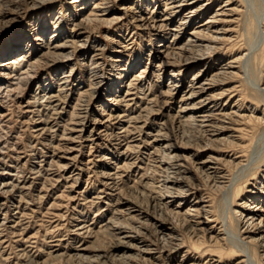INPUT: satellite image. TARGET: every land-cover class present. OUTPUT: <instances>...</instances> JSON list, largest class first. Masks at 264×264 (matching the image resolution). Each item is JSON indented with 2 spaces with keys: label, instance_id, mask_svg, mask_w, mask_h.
Instances as JSON below:
<instances>
[{
  "label": "bare ground",
  "instance_id": "1",
  "mask_svg": "<svg viewBox=\"0 0 264 264\" xmlns=\"http://www.w3.org/2000/svg\"><path fill=\"white\" fill-rule=\"evenodd\" d=\"M52 1L0 0V29L11 22H16L25 6V13L31 15L24 23L23 29L18 30L13 45L7 40L5 48L0 49V160L1 154L7 150L10 138L4 119L10 115L13 105L16 104L22 115L28 116L30 122L35 124L34 133L44 134L52 131L55 119L53 118L54 123L51 124L46 123L44 117L56 113V108L59 107L58 99L63 100L68 97L69 91L66 89L70 86L75 67L78 65L80 68H87L88 89L79 94H89L91 103L93 102L97 109L93 111L94 116L91 115L94 118L89 124L86 123L88 124L86 129H89L86 142L92 145L97 141H106L109 137V126L114 125L118 130V133L113 135L118 150L113 163L115 166L117 159L124 157L125 162L122 166L126 167L129 161L127 153L134 148L143 149L148 154L146 158L151 160L149 167L151 177L153 180L158 177L162 179L159 186L163 192L155 199L159 201L168 219L155 220L151 226L155 233L167 239H160L170 246L168 249L170 257L167 259H173L171 254H176L177 248H186L184 260L188 259L190 252L199 255L191 264H220V261L214 258H218L216 255L224 254L239 256L235 264H264V162L263 165L256 167V171L249 177L248 174L239 175L242 181L238 177L240 181L234 182L225 170V166L230 165L232 169H241L237 172L244 171L246 168L244 152L251 146L247 145V138L258 128H262L264 133V110L260 111L250 103L251 107L247 108L246 98L241 93V83L238 82L242 79L244 74L242 72L251 75L250 72L253 70H250V61L256 63V67L264 65V54L254 56L255 54H250L249 49L245 54L239 50L244 46L242 41L248 37L245 36L248 35L253 23L250 16L245 14L248 11L246 12L238 0H69L65 3V11L68 14L59 13L60 16L56 15L52 18L49 8H44V11L39 13V10ZM259 1L264 8V0ZM242 11L245 18L240 15ZM239 24H242L240 30L237 29ZM101 28L106 31L116 28L112 32L119 38L121 36L117 35V32L122 29L132 35L121 47V51L117 52L119 55L113 56L116 60L113 62L117 63L115 80L108 86V92L101 94L103 97L100 95L99 86L102 82L100 64L104 48L101 41L97 40L88 45L90 31ZM236 29L237 33L234 31ZM135 30L153 33L154 41L157 39L159 43L155 50L149 47L152 55H148L149 63L137 70H134L136 63L134 64L131 58L125 60L129 56L123 55L130 50L128 46H132L135 35L139 34L135 33ZM45 32L49 33L48 37ZM109 33L105 34L106 39ZM245 46L249 47V45ZM152 67L155 71L150 73ZM44 69L50 71L46 75L47 79L44 77L45 83L49 82L47 85L41 80L40 72ZM149 74L155 76L156 85H151L152 92L144 95L141 93V88L144 81L150 83ZM48 77L56 81L54 89ZM33 83L37 86L35 91L21 102L24 95L21 93L22 90H26ZM77 85H82L81 79L77 80L73 90ZM262 85H264L263 81L257 86L256 91L254 90L256 94L264 92V86L260 88ZM155 99L161 102L157 112H166L167 121L164 115L149 118L151 116L149 111L157 106L154 105ZM64 123V127L69 126L66 121ZM184 128L197 130L198 135L201 134L200 136L205 138V142L190 152V145L185 143L183 146L180 142L185 139ZM65 131L66 128H63L61 134H58L59 138L73 142L71 129ZM51 138L53 139V136ZM159 144L163 146L159 147ZM223 144H226L223 150H216L218 145ZM93 159H90V163ZM133 161V165L140 163L139 158ZM146 168L141 167L138 171L143 172ZM260 168L263 169L261 176L258 175ZM118 169L114 167L113 173H110L108 168H104L102 173L98 172L105 186L113 187L111 182L117 179L115 175ZM7 171L11 175V170ZM189 171L197 173L204 184L206 183L207 186L211 184L222 194L221 207L224 211L222 217L212 215L216 205L212 196L206 193V189L205 193L200 194L199 186L188 182L186 175ZM139 178L145 179L143 174H140ZM73 180L75 182V179ZM12 188L15 187L10 178L0 179V193H8ZM166 200L168 201L162 202ZM236 201H240L239 205H236ZM117 205L119 208H115L112 212L114 221L108 218L103 226L106 229L105 235L117 243L105 255H96L92 259L85 256L86 247L75 249V254L69 256L71 259L77 260L78 264H96V260L106 257L112 261L119 259L126 262L131 259L126 252L139 250L143 255L150 253L147 249L146 251L137 249V242L140 244L144 242L139 238L135 239L136 242L134 238L131 240V237L127 236L131 229L124 227L120 220L126 218L138 223L142 219L141 210L128 201L118 202L115 206ZM234 206H239L241 212H235ZM179 223L182 226L190 224L188 228L191 233L201 232V243H193L191 247H185L182 241L179 242L180 245L176 244L179 240L171 234L175 230L174 225ZM230 224H235L234 234L229 233ZM87 228L88 226L83 225L77 228V231L87 233L88 230H85ZM207 235L209 241L219 245L214 251H211L210 246L207 245L209 243L205 239ZM227 238L234 239L239 249L230 246ZM120 240L127 242L121 243ZM130 242L132 243L127 245ZM249 243H256L259 255L253 256L249 249L245 248ZM174 246L177 248L174 249ZM223 251L227 253L223 254ZM202 256L207 257L205 262L195 261Z\"/></svg>",
  "mask_w": 264,
  "mask_h": 264
},
{
  "label": "rangeland",
  "instance_id": "2",
  "mask_svg": "<svg viewBox=\"0 0 264 264\" xmlns=\"http://www.w3.org/2000/svg\"><path fill=\"white\" fill-rule=\"evenodd\" d=\"M68 1L69 0H53L47 6L43 7V9L39 10V13L44 11V8H49V10H51L52 18L56 15L60 16L59 13L61 15L68 14V12L65 11V3H67ZM238 3L246 9V12L248 11L245 14H248L250 16V19L253 21V27L251 26L252 29L250 27V29L248 30V35L245 36L248 37L245 38L244 41H242V44H244V46H242L243 48L241 47L239 50L242 51V54H245L246 50L249 49L250 54H255L254 56L258 54H264V8L261 2L259 0H238ZM150 8L151 6L149 7V9ZM25 11L26 6L20 11L19 19L16 22H11L10 24H7L5 25V27H2V29H0V49L5 48L7 40H9L10 45H13V41L14 39L16 40L15 35L18 33V30L23 29L24 23L31 17V15L25 13ZM70 11L73 14V8H71ZM245 14L243 11L240 13L243 18H245ZM239 25L240 26L237 29L240 30V28L242 29V24ZM254 26L257 29H254ZM115 29L116 28H113V30L111 31H106L105 29L101 28L99 30L90 31V35L88 37V45H91L94 40H97L101 41L102 48H104L103 55H101L102 60L100 64V71L102 76V82L99 86L100 95H104V93H107L108 86L111 85L115 80V69L117 63L113 62L116 61L113 56H116V54L119 55L117 52L121 51V47L125 45V42H127L132 36L122 29L119 33L117 32V35H120L121 37H116L112 32ZM237 29L234 30L236 33L238 32ZM107 32L111 33L108 34V39L104 37ZM134 32L139 34L135 35V37L133 38L132 46H128L130 50L123 55L126 57L129 56L125 60L131 58L133 63H136L134 70H137L138 68H141L149 63V61H147L148 55L152 56L149 51L151 50V48L152 50H155L159 43L157 39L154 41L153 33H147L146 30L143 32L135 30ZM41 34H43V32ZM45 34H48L47 37L49 36V33L45 32ZM130 43L131 42H128V44ZM245 45H249V47ZM150 46L151 48H149ZM131 55L132 57H130ZM75 56V59H77V54H75ZM155 64L154 66H156ZM249 64L250 70H253L250 72L251 77L248 73L242 72L244 73L242 75V79L241 81L238 80V82H240L242 86L241 93L246 98L245 103L247 108L251 107L250 104H252L255 105L258 110L263 111L264 92L261 94H256L255 91L257 89V86H259L262 81L264 83V65H262V67H258L257 65L256 67V63H254L253 61H250ZM47 70L49 69H44V71L40 72V74H42L41 80L46 85L49 82L45 83L44 77L46 78V75L48 74V72H50ZM153 71H155V68L152 67L150 73H153ZM86 72L87 68H80L78 65L75 67L70 86L66 89L69 91L68 97L63 98V100L61 98V100L58 99L59 107H57L58 109L56 108V113L58 115L54 112L52 114L53 116L46 115V118L44 117V121L47 120L46 123L52 124L55 121L52 131L45 132L44 134L34 133L33 127L35 124H32L30 122L28 116L22 115V111H19V109H17L16 104L13 105L10 115H7V117L9 118L6 117L4 119L6 123V130L8 132V135L10 136L8 140V144L10 146L8 145L7 150H5L6 152H3L1 154L2 159L0 160V179L5 177L10 178V181L13 182L15 188H12L14 189L13 191L12 189H10L8 190V193H4L6 196L3 193H0V264H78L77 260L71 259L69 256L75 254V249H83L85 247L87 248L85 256H87L88 258L90 257V259H92V257L96 255H105L117 242L105 235L104 232L106 231V229H104L103 226L107 223L108 218L111 221H114L115 218H113L112 212L115 208H119L118 205H115L118 202L124 201L130 202L139 210H141L142 213V219H140L138 223H136L134 220H127L126 218L120 219L124 227L131 229V232L128 233L127 236L131 237V240H133L134 238V241L136 238L141 239L144 244H140L139 242H137V249L139 248L140 251H146L147 249V251L150 253L143 255L139 253V250H132L126 252V254L131 257V259L127 260L126 262L119 259H115L116 261H112V259L106 257L96 260V264H191L193 262V259L197 258L199 255L190 252L191 254L187 257L188 259L184 260L183 255L186 248L179 249L174 246V249L177 248L176 254H171V257L173 258L172 260L167 259V257H170V253L168 250L170 249V246L160 240H165L166 237L155 233L151 226L155 222V220L163 221L167 219V216L165 215L164 209L161 207V205H159V201L155 199V197L157 198L163 192L161 186H159L162 179L158 177L156 180H153V178L151 177L152 174L149 171V167H151V160L148 157L146 158V155L148 154L145 153L143 149L141 150L138 148H134L131 150L132 152L129 151L127 153V157H129V161L127 162L129 164L126 162V167L122 166L123 162H125L123 160L124 157L122 159L118 158L116 161L117 166H115V164L113 163L115 157L117 156L118 150H116L117 141L116 138H113V135L118 133V130L117 126L114 125L109 126V140L106 139V141L104 142L97 141L92 145L91 143L86 142V138L89 133V129L86 128L89 124V121L94 118L93 111L97 109L96 105L93 102L91 103L89 94H79V92L88 89L89 82ZM49 79L50 85L52 86V89H54L56 87V81L51 77ZM78 79L82 80V85L75 86L76 88L75 90H73V87ZM148 79L150 80L151 84L149 83V81H144L141 88V93L144 95L149 94V92L151 93L153 90V88L151 87L156 85L155 76L149 74ZM31 85L26 90H22L21 93H23L24 95L21 102L25 101L27 97L30 94H33V92L35 91L37 86L35 85V83ZM263 86L264 85H262L260 88H263ZM102 95L101 97H103ZM155 100L154 105L156 104L157 106L155 105L156 107L152 108L154 110L149 111L151 115H149V118H154L158 115H161L163 117L164 115V118L167 121L168 116L166 115V112H157L158 107L161 106V102H157V100ZM60 105L62 108H60ZM55 114L57 115L56 118ZM25 121L28 123H26ZM65 121L69 124V126L64 127ZM60 124L63 126H61ZM63 128H66V131H68V129H71L72 141L74 140L73 142L64 141L59 138L60 135L58 134H61ZM54 130H56L57 132H54ZM262 131V128L255 129L252 135L247 138V145L251 146L250 148L248 147L247 149H245L244 152V155L246 154L244 162L246 168L244 171H238V173L237 170L240 168L235 170L232 169L233 167H230V165L225 166V170L229 173V175L231 176L230 178H232L234 182L237 180H243L239 175L245 176L246 174L247 176L248 174L249 177L254 171H256V167H258L259 165H263L264 133ZM46 133L48 135H46ZM50 134L53 136V139L51 138L52 136H50ZM184 135L185 139L180 142L183 144V146L185 145V143H188L191 147L190 152L194 151L197 146L205 142V138L203 136H200L201 134L198 135L197 130L184 128ZM250 140H252V142ZM9 142L12 144H10ZM96 143L97 145H95ZM161 146L163 145L159 144V147ZM57 147H60V149ZM66 147L71 150L68 151ZM225 147L226 144L218 145L216 150H223ZM63 148L65 150H63ZM134 152H136L137 154ZM142 152H144V154ZM16 157L17 159L15 160ZM70 157H72L73 159ZM135 158H139V161L140 159H143L140 161L141 165L140 163L134 165L132 164ZM90 159H93L91 163ZM63 164L67 166V168H65ZM60 166H62V169L60 168ZM103 167L108 168V170H110V173L114 172V167L119 168L116 172L117 175H115L117 179H114L111 182V185H113L112 188L110 187V185L105 186L104 180L99 175V173L103 172ZM141 167L147 168L143 172L141 170L138 171V169ZM81 168L83 170H81ZM6 169L11 170V175H9ZM59 169H61V172ZM262 170L263 169L260 168V172L258 173V175H263L261 173ZM95 171L96 173H94ZM189 172L188 175H186L188 178V182L192 183L194 186H199L200 194L205 193L206 189V193H209L212 196L216 205V208H214V212L212 213V215L219 218L222 217V214L224 213L223 208L221 207L222 194L215 190V188H213L211 184L208 186L206 185V183L204 184L203 180L197 173L191 171ZM241 172L244 175L241 174ZM140 174H143L145 179L141 180L139 178ZM233 174H235V176ZM145 175H147V177ZM238 177L240 180L238 179ZM72 179H75V182L74 180L72 181ZM108 182L110 183V181ZM204 185H206L207 187ZM167 201L168 200L162 202L165 203ZM16 203L19 205L17 206ZM239 203L240 201H236V205H239ZM111 204L113 205V207ZM170 208L171 207H168V209ZM233 210H235V212H241V208L239 206H234ZM14 213L15 215H13ZM19 214H22L23 216ZM91 223L93 224L89 226ZM83 225L86 227L88 226V228L85 229L88 230L87 233L85 231H77V228L79 229V227ZM176 225H174V232H172V234L170 233L172 237H177V239L179 240L176 244H179V242L181 243L182 241L184 242L185 247H191L193 243H201L200 241L202 233H191V230H189L188 228L189 226H191L190 224L182 226L179 223V225ZM168 228H170V226H168ZM234 229L235 224L228 225L229 233L234 234ZM84 232L86 233V235ZM81 233L84 234L79 235ZM205 239L207 241L209 239V235H207ZM120 242L124 243L127 242V240H120ZM207 242H209L207 245L210 246L211 251H214L217 247H219L218 244H214L212 241L208 240ZM227 242L230 246L239 249L234 239L227 238ZM131 243L132 242L128 243L127 245H130ZM245 248L249 249L253 256L259 255V249L256 248V243L246 244ZM122 252H120V254ZM222 253L224 254L227 252L223 251ZM216 256H218L219 259L214 258V260H219L220 264H235L239 260V258H237L239 256L229 254ZM199 259L200 258L195 261L205 262L207 257L202 256L201 259Z\"/></svg>",
  "mask_w": 264,
  "mask_h": 264
}]
</instances>
